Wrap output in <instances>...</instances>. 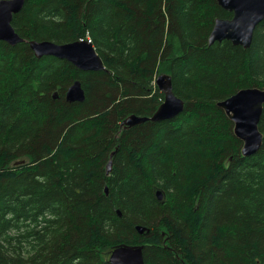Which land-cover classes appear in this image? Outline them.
Masks as SVG:
<instances>
[{
  "label": "trees",
  "instance_id": "obj_1",
  "mask_svg": "<svg viewBox=\"0 0 264 264\" xmlns=\"http://www.w3.org/2000/svg\"><path fill=\"white\" fill-rule=\"evenodd\" d=\"M233 15L218 0H25L26 41L0 40V264H112L120 244L144 245L145 264H264V109L244 155L218 105L264 89V19L249 48L210 44ZM81 38L105 69L28 42ZM162 73L184 110L123 126L164 101ZM76 80L85 99L69 102Z\"/></svg>",
  "mask_w": 264,
  "mask_h": 264
},
{
  "label": "water",
  "instance_id": "obj_2",
  "mask_svg": "<svg viewBox=\"0 0 264 264\" xmlns=\"http://www.w3.org/2000/svg\"><path fill=\"white\" fill-rule=\"evenodd\" d=\"M226 10L233 12L231 19H217L211 32L209 43L224 39L231 40L235 45L249 48L256 26L264 19V0H218ZM25 0H0V40L12 45L26 41L12 25L13 17L23 7ZM30 47L38 58L52 55L66 59L82 70H103L105 65L102 57L90 39H77L65 43L51 40H30ZM156 85L165 95L164 101L152 116L131 114L122 121L126 127L135 126L147 120L161 121L177 116L184 110V100L176 96L173 91L172 77L162 73L156 78ZM85 91L79 80H76L66 92L69 102L83 101ZM218 105L224 109L234 122L236 136L243 141L244 155L256 153L263 142V134L259 129V122L264 109V89L259 87L243 88L230 97L219 101ZM113 153L111 154V156ZM19 163V162H18ZM113 167L112 158L107 164V174ZM108 192V191H107ZM161 198L162 194L159 192ZM140 233L148 228L137 226ZM144 245L120 244L109 254L112 264H145Z\"/></svg>",
  "mask_w": 264,
  "mask_h": 264
},
{
  "label": "bare ground",
  "instance_id": "obj_3",
  "mask_svg": "<svg viewBox=\"0 0 264 264\" xmlns=\"http://www.w3.org/2000/svg\"><path fill=\"white\" fill-rule=\"evenodd\" d=\"M165 121V120H164ZM107 183V182H106Z\"/></svg>",
  "mask_w": 264,
  "mask_h": 264
}]
</instances>
